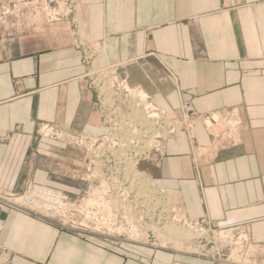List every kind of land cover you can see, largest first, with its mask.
Masks as SVG:
<instances>
[{"label": "crops", "instance_id": "crops-1", "mask_svg": "<svg viewBox=\"0 0 264 264\" xmlns=\"http://www.w3.org/2000/svg\"><path fill=\"white\" fill-rule=\"evenodd\" d=\"M80 2V29L97 47L99 67L123 64L118 75L167 112L186 102L201 116L237 113L238 135L221 139L207 156L195 158L182 137L143 168L173 191L189 219L243 225L251 243L263 247L264 0ZM27 30L13 44L0 43V188L21 192L29 180L74 196L85 189L83 154L63 139L38 137L37 123L95 136L105 128L83 78L80 48L51 23ZM202 118L193 141L212 147L214 135ZM0 247L5 264H211L169 248L112 246L5 205Z\"/></svg>", "mask_w": 264, "mask_h": 264}, {"label": "rangeland", "instance_id": "rangeland-1", "mask_svg": "<svg viewBox=\"0 0 264 264\" xmlns=\"http://www.w3.org/2000/svg\"><path fill=\"white\" fill-rule=\"evenodd\" d=\"M80 10V0H0V43L13 44L17 42V39L19 37L27 35V29L29 28V26L35 24L39 25L40 23H51L52 31L54 33H60L64 36L67 35L71 37V41L74 45H76V42L85 39L83 38L84 35L83 33H81L82 30L80 29ZM75 26H77V29L79 31L76 30ZM79 32L81 35L79 34ZM88 43L93 46L91 42ZM76 47L80 48L82 54L81 60H83V49L78 45H76ZM94 47L97 48L96 46ZM128 87L132 89L131 86ZM135 94L139 95L141 98L146 97L142 95L139 88L133 91L132 95ZM183 104L188 103H182L180 105V108ZM152 105L155 106L154 104ZM137 107L138 109H141L139 106ZM190 107L193 110L192 106ZM179 110L180 109L173 112H167L165 110L164 111L167 114H178L181 111ZM151 113H153V111ZM196 113L198 114V112ZM198 116V119L194 121V123L191 122L189 124V121L181 122L179 124L180 131L178 133L180 134L181 130L185 126L189 127V131L183 132V134L181 132V136L174 139L178 140L182 137H185L192 149L196 152L195 158H197V156L199 155L207 156L210 151L216 149L217 145L221 144V139L226 141L228 137L232 138L233 136L236 137L238 135L240 120L238 119L236 112H225L224 114H212L208 116H201L200 114H198ZM231 116L233 117L231 118ZM201 118L204 119L208 131L212 135H214L215 141L212 147H198L193 141L192 127H194V125ZM67 132L72 133L70 131ZM104 134H106V128L105 132L102 135ZM36 135L40 137L37 134V126ZM82 135L95 136L89 134ZM58 136L59 137H55V139H63L60 135V132ZM72 136L73 134L71 135V137ZM169 140L173 139H168V141ZM168 141L166 143H161V145L159 146L155 143L153 147H158L159 150H161L160 153L162 154L153 153V151L149 152L150 150H152L150 149L148 151L149 154L146 159L141 158L137 161L136 166L138 170L144 172L151 178L152 176L150 175V173L145 168H143V164L150 161L153 156H163ZM64 143L72 147L71 144L73 145V140L71 141V144H68L67 142ZM164 144L165 147L163 148ZM86 161L83 158V165L85 167H88ZM102 175L99 174L97 170L86 172L85 168L82 169V171H80L79 173V176L85 179L83 181L85 184V189L74 196L71 194L68 195L67 193L62 192L59 189L42 185L41 187H37L36 190L34 189V187H32V191L30 192L28 187H26V189L21 192L10 191L11 193L15 194V197L10 201L11 203H9L10 205L1 203L0 205L24 208L46 218H51L65 228L91 235H96L102 240V242L112 246H116L121 243H129L150 245L159 248H169L172 250L180 251L183 254L191 255L201 262L206 261L210 262L211 264H264V246L260 247L254 245L253 243H250L251 241L249 242L248 238H246L243 233H239V231H237V229L235 228L234 230L233 227H215L208 221H204L205 223H201L198 220L189 219L185 211L182 210L181 206H179L175 201L173 191L168 188H160L159 186H157L153 178H151L152 184L159 190H165L163 192L166 200L163 199L160 195L159 198L162 202V205H165V208H170V214H173V216L175 215L177 217L176 219L180 220L181 223L185 224L186 226L189 225L191 227L202 229L204 235L199 239L195 238L194 240H197V242L192 243V246L190 248H185L187 249L185 250L183 248L184 246H176L175 243L173 244V242L163 240L159 237V235H156L153 229L148 226V224L150 223L147 222V219H144L143 222L141 221V223H139L136 227L131 228V226H129V222H127L128 217L124 212H128L130 210L129 208L132 207V194L127 192L124 193L121 189V186H119L118 183H114L111 175ZM101 178L104 182L101 181ZM116 180L117 179H115V181ZM45 187L55 190L56 192H54L56 194H60V203H58V201L52 204L47 202L52 195L50 191ZM34 194L37 195V198L33 197ZM63 196L67 197V200L65 201L66 206L63 203L61 209H59L60 212H57V208L62 204ZM76 199H79V201L75 202ZM163 200H165L166 202H164ZM63 216H65L66 218ZM153 220L157 219L154 218ZM218 230H229L230 233L228 235V238L216 239V237L213 235L214 232ZM244 230L247 231L245 228ZM7 257V253L6 255L1 257L5 260L4 264L7 261Z\"/></svg>", "mask_w": 264, "mask_h": 264}, {"label": "built area", "instance_id": "built-area-1", "mask_svg": "<svg viewBox=\"0 0 264 264\" xmlns=\"http://www.w3.org/2000/svg\"><path fill=\"white\" fill-rule=\"evenodd\" d=\"M75 28L77 30V26H75ZM78 46H80L83 49L82 62L85 68L83 78L86 80V83L89 89L93 92L95 102L97 104V108L100 113L101 123L106 128V134L109 135L108 139H110V143L106 147H100L99 144L102 143L101 141L99 140L92 141L91 138L87 137L86 135H82V136L79 135V136L71 137L72 133L63 131L58 126H56L57 130L54 128L53 129L57 131V134L60 132V135L62 136L63 140H65V142H67L68 144H71V141L73 140V145L75 147L72 144L71 146L81 151L83 154V158L85 159V161L87 160L86 164L88 167L83 166V169L85 168L86 172L96 170V162L94 160L98 159L100 165H102L100 171H98L99 174H102V170L108 169L111 172V175L115 176V178L122 179L123 178L122 174L121 175L116 174V172L117 171L124 172L126 169L125 163L128 160L130 159L137 160L141 158L146 159L147 158L146 156H148L146 155L147 152L138 154L140 153V151H136V149L140 150L142 145L139 144L138 142H135V143L130 142L129 136H128L129 135L128 130L126 131L124 130L123 137H118V134H117L118 130L116 128V123L114 124L113 122H111L114 116L113 109L114 110L117 109L118 111H129L130 112L132 107L136 106L137 104V105H140L141 109L145 107L144 111L146 113L152 112V111L156 112L155 113L156 115H154L155 117H153L154 128H152L151 130L154 133L152 134H150V132L148 133L147 128L144 126L140 130H141V133L143 134L142 138L151 140L153 143L158 144V146L161 145L162 142H165V140L167 141L168 139L175 138L177 136V134L173 133V130L174 131L175 129L179 130L178 127L181 122L189 121V124H190L191 122L194 123V121L198 119L199 117L198 114L191 109L189 104H183L181 108H179L181 111L179 110L180 112L178 111L179 112V113L177 112L178 114H173L174 116L166 114V116H169V118L167 119L171 120L170 123H167V121L165 120L166 117H163L165 116L163 112L156 110V108L153 106H150L147 99L144 102H142L140 101V98L138 96H135L132 98L129 97L128 99L129 103L125 101H119L118 97L120 96L124 97L125 93L134 91L136 89V88L131 89L130 87H128V84L125 78L119 76L118 73L116 74L118 69L122 67V64L121 63L113 64L112 66L108 67L107 69L113 68V70H110V73H107L104 77H102L100 73L104 71V69H99L94 66L93 63H94V60H96V57L91 52V48L88 42L86 41L81 44L78 43ZM104 81L110 82L114 89V100L112 102V105L107 103V101L104 98L105 96L103 92L101 91V85L99 83L104 82ZM49 126L50 125H48L47 123H38L37 124V134L40 137L55 139V137L57 136H54V133L50 131ZM164 130L169 131V134L166 136V138H165V134H163ZM182 130L181 132L183 134V132L189 131V127L185 126ZM180 134L178 135V137L180 136ZM152 149H154L153 153L162 154L160 153L161 150H159L158 147H153ZM123 152H124V155H122ZM117 154L122 155V156L119 157ZM79 179L81 181L85 180L81 176H79ZM32 186H38V185H35L32 182L29 183L27 181V187L29 189V192L32 191ZM157 193L163 194V192H161L160 190H158ZM14 197H15V194L11 193L10 191L0 188V203L1 204L10 205L9 203H11L10 201ZM33 197L37 198V195L34 194ZM63 198L64 199L62 200V204L59 205V207L57 208V212H60L59 209H61V206L63 205V203L66 206L65 201L67 200V197L63 196ZM77 201H79V199H76L75 202ZM198 221H200L201 223H205L204 221L207 222L208 220L203 218L202 220H198ZM231 227H233V229L234 228L237 229L239 233L240 232L243 233L242 231H240L241 230L240 228H244L243 225H240V226L236 225V227L235 226H231ZM243 231L245 232L243 233L244 236L248 238L249 240L247 231L245 230ZM4 254H5V251L0 247V258L3 257ZM4 261L5 260L2 259L0 264H4Z\"/></svg>", "mask_w": 264, "mask_h": 264}, {"label": "bare ground", "instance_id": "bare-ground-1", "mask_svg": "<svg viewBox=\"0 0 264 264\" xmlns=\"http://www.w3.org/2000/svg\"><path fill=\"white\" fill-rule=\"evenodd\" d=\"M77 31H79V30L77 29ZM79 34H80V32H79ZM84 42H86L85 39L79 40L78 42H76V45H78V43L81 44ZM88 44L90 45L91 52L96 57V53L98 52L97 48H95L94 45L92 46L90 43H88ZM96 63H97L96 60H94L93 64L95 67H97L99 69H104V71H102L100 73V75L102 77H104L107 73H110V70H113V68L107 69L108 67H110L112 65L107 64L104 67H99ZM84 72H85V70H84ZM117 73L118 72H116V74ZM126 82H127V80H126ZM99 84L101 85V91L103 92V94L105 96L104 97L105 100L107 101V103L112 105V102L114 100V89H113L111 83L108 81L107 82L104 81V82H100ZM127 84H128V86H131V85H129L128 82H127ZM131 87H132V89L133 88L137 89V87H133V86H131ZM132 94H133V91L127 92V93H125L124 97H121V96L118 97V100L119 101H125V102L129 103V101H128L129 97L132 98V97L138 96L140 98V101L144 102L147 99L150 106H153L152 105L153 103L150 101V98L147 95L142 93V95H144L146 97L141 98L139 95H137L138 93L135 95H132ZM94 100H95V98H94ZM137 106L140 107V105H137ZM137 106H133L130 112L129 111H118L117 109H115V110L113 109L114 116H113L111 122H113L114 124L116 123V128L118 130V133H117L118 137L124 136V130L129 131L128 136H129L130 142H132V143L138 142L139 144H141L142 145L141 149L140 150L136 149V151H140V153H138V154H142V153L148 152L150 149H152V147L155 145V143H153L151 140H147V139L142 138L143 134L141 133L140 129H142L144 126L147 128L148 133L149 132H150V134L154 133L151 130H152V128H154L153 117H155L154 115H156L155 114L156 112L146 113L144 111L145 107H143L142 109H138ZM153 107H155V106H153ZM155 108H156V110L163 112V114L165 115L163 117H166L165 120L167 121V123L171 122L170 119H167V118H169V116H166L167 113L163 109H160L158 107H155ZM172 114H167V115H172ZM172 116H174V115H172ZM232 117L233 116H231V118ZM233 120H232V122H233ZM178 128H179V130L178 129H175V131L173 130V133L177 134V136L175 138H171V139L179 138L178 132L180 131V127H178ZM49 129H50V131H52L54 133V136L59 137L58 136L59 133L57 134V131L54 130V129L57 130V128L54 127V129H53L52 126H49ZM163 134H165V138H166V136L169 134V131L164 130ZM79 135L82 136V134H73V136H79ZM86 136L91 138L92 141H95V140L101 141L102 143L99 144L100 147H106L110 143V139H108L109 135H107V134H104L102 136H97V137L96 136H88V135H86ZM128 136H127V138H128ZM167 141L165 140V142H162V143H166ZM164 147H165V144H164L163 148ZM153 150L154 149L150 150L149 152H151ZM149 152L146 155H148ZM117 155L120 157V156L124 155V152L122 155H119V154H117ZM138 160L139 159L128 160L125 163V167H126L125 171L124 172H119V171L116 172V174H120V175L122 174V176H123L122 179L115 178V176L111 175V172L108 169L102 170L103 175L101 174L102 176H105V174H107L109 176L111 175L112 179L114 180V183L115 184L118 183V185L121 186V189L123 190L124 193L127 192V193L132 194V202H131L132 207L129 208L130 210L128 212H124L125 215H127V217H128L127 222H129V226H131V228H134L139 223H141V221L143 222L144 219H147L148 220L147 222L150 223V224H148V226H150L153 229L154 233L156 235H159V237L161 239L167 240L169 242H173V244L175 243L176 246H180V247L184 246L183 247L184 249L188 248V247L190 248L192 246V243L197 242V240H194L195 238L199 239L200 237H202L204 235L203 230L200 228L191 227L189 225L186 226L185 224L181 223L180 220L176 219L177 217L175 215L173 216V214H170V210H169L170 208H168V207L165 208V205H162V202L160 201V198H159V195H160L163 199L166 200V197H164L165 195L163 192L165 190H160L161 192H163V194L157 193V191L159 189H157L152 184V181H151L152 177L150 178L144 172L138 170V168L136 166L137 165L136 163ZM94 161L96 162V170L98 172V171H100L102 165H100L98 159H95ZM120 175H118V176H120ZM102 178H104V177H102ZM102 178H101V181L103 180ZM115 179H117V180L115 181ZM102 182H104V181H102ZM32 187H34V189L36 190L37 187H41V186H32ZM46 189L49 190L51 195H52L51 198L48 199L49 200L48 202L52 204V203H55L58 201V203H60L59 202V199H61L60 194H56L55 193L56 191L51 189V188L50 189L46 188ZM168 199H170V198H168ZM165 200H163V201L166 202ZM58 203H56V204H58ZM127 210H125V211H127ZM157 210H159V211H157ZM154 218L157 220H153ZM161 220H163V221H161ZM240 229H242L241 231L243 233H245L243 231L244 228H240ZM231 230H233V229H231ZM229 233H230L229 230H226V231L218 230V231L214 232L213 236H215L216 239H218V238H220V239L224 238L225 239V238H228ZM185 250H187V249H185ZM4 255H6V252ZM1 259L2 258H0V263L2 261Z\"/></svg>", "mask_w": 264, "mask_h": 264}]
</instances>
